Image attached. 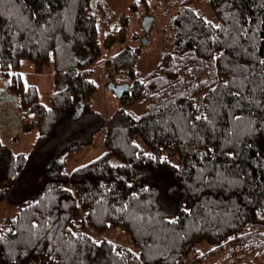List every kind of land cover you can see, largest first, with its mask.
I'll list each match as a JSON object with an SVG mask.
<instances>
[{"label":"trees","instance_id":"obj_1","mask_svg":"<svg viewBox=\"0 0 264 264\" xmlns=\"http://www.w3.org/2000/svg\"><path fill=\"white\" fill-rule=\"evenodd\" d=\"M156 2L166 44L140 77L147 8L102 44L108 0H0V75L38 133L28 154L0 139V264H264V0ZM114 46L106 65L130 88L105 120L91 64ZM22 59L52 67L50 107ZM103 128L106 152L68 172ZM117 228L129 247L104 236Z\"/></svg>","mask_w":264,"mask_h":264},{"label":"rangeland","instance_id":"obj_2","mask_svg":"<svg viewBox=\"0 0 264 264\" xmlns=\"http://www.w3.org/2000/svg\"><path fill=\"white\" fill-rule=\"evenodd\" d=\"M147 3L148 7L140 4V0H108V8L111 9L110 12L111 14H114V19L116 20L111 22L110 25L102 22V28L100 31V43L103 44L104 37L108 30L119 25L118 17L121 13H126L130 16L132 21L131 28L137 31H139L138 21H140L138 16L143 13L146 8L150 13H153L154 16L157 17L153 26L154 30L149 34V39L146 44L141 43L142 36L144 35L142 32H140L142 34L139 36L138 41H132L134 45H139L141 51V59L138 63L140 77H145L151 73L159 64L162 51L166 44L165 37L167 36V31H159V28H163L165 23L169 22L170 17H168L166 7L158 4L156 0H147ZM141 22L139 23L140 27ZM119 50L120 48L115 46L111 50H105V53L91 64V69L93 70L91 78L97 86V91L92 97V102L95 108L104 115L105 120H108L115 110L121 107L120 100L108 87V83L112 82L115 73L106 65L108 57ZM19 71L21 73L24 88L31 85L35 86L40 101L46 107H50L51 93L53 89L52 67L46 68L43 72H36L31 60L22 59ZM11 74L12 72L10 75H0V139L12 150L13 153L28 154L37 140L38 133L36 130L29 132H23L21 130L23 113L19 108V99L13 97L8 88V84L11 83ZM126 76L127 73L125 71L123 77L126 79ZM131 109L138 113L141 112V109L137 106H133ZM104 135L105 129L103 128L98 133L95 141L89 146H86L78 157L68 165L67 171L70 172L75 168L85 165L102 156L106 152ZM104 236L123 246L129 247L131 245L129 237L123 233L121 228L111 230Z\"/></svg>","mask_w":264,"mask_h":264},{"label":"water","instance_id":"obj_3","mask_svg":"<svg viewBox=\"0 0 264 264\" xmlns=\"http://www.w3.org/2000/svg\"><path fill=\"white\" fill-rule=\"evenodd\" d=\"M153 23H154V17L150 15H145L142 19L141 22V28L144 32V35L142 36L141 43L146 44L149 39V34L152 31L153 28ZM109 89L112 90L117 98H121L125 92H127L130 88L129 83H123V84H116L114 82L109 83ZM85 111V101L80 100L76 106L75 109L71 115V118L73 120H79L81 119L83 113Z\"/></svg>","mask_w":264,"mask_h":264},{"label":"built area","instance_id":"obj_4","mask_svg":"<svg viewBox=\"0 0 264 264\" xmlns=\"http://www.w3.org/2000/svg\"><path fill=\"white\" fill-rule=\"evenodd\" d=\"M117 84H122L124 82L122 76H116L114 80Z\"/></svg>","mask_w":264,"mask_h":264},{"label":"snow or ice","instance_id":"obj_5","mask_svg":"<svg viewBox=\"0 0 264 264\" xmlns=\"http://www.w3.org/2000/svg\"><path fill=\"white\" fill-rule=\"evenodd\" d=\"M129 115H131V113H129ZM136 119H139V117H136ZM133 143H135V142H133ZM137 147H139V145H137ZM146 155H150V154H148V153H146ZM166 159V158H165ZM177 167H178V165H177ZM70 191V190H69Z\"/></svg>","mask_w":264,"mask_h":264},{"label":"bare ground","instance_id":"obj_6","mask_svg":"<svg viewBox=\"0 0 264 264\" xmlns=\"http://www.w3.org/2000/svg\"><path fill=\"white\" fill-rule=\"evenodd\" d=\"M114 83H116V82H114ZM117 84V83H116Z\"/></svg>","mask_w":264,"mask_h":264}]
</instances>
